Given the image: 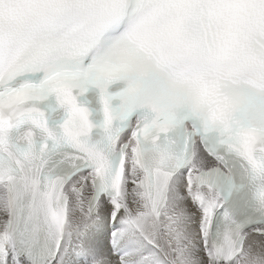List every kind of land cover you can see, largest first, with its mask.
Returning <instances> with one entry per match:
<instances>
[{
	"label": "snow or ice",
	"instance_id": "snow-or-ice-1",
	"mask_svg": "<svg viewBox=\"0 0 264 264\" xmlns=\"http://www.w3.org/2000/svg\"><path fill=\"white\" fill-rule=\"evenodd\" d=\"M0 264H264V0H0Z\"/></svg>",
	"mask_w": 264,
	"mask_h": 264
}]
</instances>
